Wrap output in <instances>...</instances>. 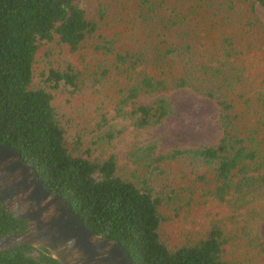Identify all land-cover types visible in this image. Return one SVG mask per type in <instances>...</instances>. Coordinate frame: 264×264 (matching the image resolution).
I'll use <instances>...</instances> for the list:
<instances>
[{"label":"trees","instance_id":"trees-1","mask_svg":"<svg viewBox=\"0 0 264 264\" xmlns=\"http://www.w3.org/2000/svg\"><path fill=\"white\" fill-rule=\"evenodd\" d=\"M257 8L264 0H104L93 13L80 0H0V144L132 264H264ZM46 44L68 59L36 86L34 63ZM87 84L105 90L115 116L135 132L162 125L174 111L170 93L191 91L215 101L221 138L163 154L155 141H136L134 168L120 172L114 154L93 157L80 133L68 142L53 106L49 90ZM166 222L174 243L161 233ZM23 230L0 206V236ZM0 264L60 263L45 249L22 247L0 253Z\"/></svg>","mask_w":264,"mask_h":264},{"label":"rangeland","instance_id":"rangeland-1","mask_svg":"<svg viewBox=\"0 0 264 264\" xmlns=\"http://www.w3.org/2000/svg\"><path fill=\"white\" fill-rule=\"evenodd\" d=\"M103 1L80 0V4L88 12L93 13ZM257 15L264 23V8H257ZM67 59L65 51L56 44L44 45L34 63V84L42 86L43 79L40 74L47 72L51 67L56 68L59 63L63 66ZM75 61L78 60L72 59L73 64ZM70 90L69 88L49 90L53 95V106L57 109L61 123L66 129V140L70 142L77 133H80L84 138V147L90 148L93 157L114 154L120 172L122 167L123 172L126 170L129 172L134 168L130 166L131 160L128 156L130 148L136 141L145 144L155 141L157 153L163 154L176 147L214 146L221 138L217 118L219 109L215 101L188 90L170 93L174 111L162 125L146 132H135L127 125L128 122L116 117L108 103L106 91L100 86L92 88L87 84L74 93ZM151 100L141 98L139 101ZM109 135L113 138L110 139ZM95 141L97 145L94 146L92 143ZM173 224L178 227V224ZM170 229V222H166L161 233L165 240L174 243L175 236ZM259 237L264 242V222L259 224Z\"/></svg>","mask_w":264,"mask_h":264},{"label":"water","instance_id":"water-1","mask_svg":"<svg viewBox=\"0 0 264 264\" xmlns=\"http://www.w3.org/2000/svg\"><path fill=\"white\" fill-rule=\"evenodd\" d=\"M0 206L25 230L0 236V253L45 249L60 264H132L117 242L93 233L55 192L44 187L21 155L0 144Z\"/></svg>","mask_w":264,"mask_h":264}]
</instances>
